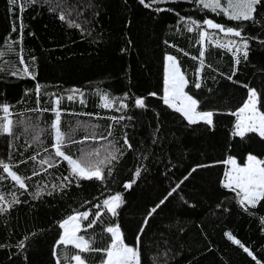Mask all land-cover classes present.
Instances as JSON below:
<instances>
[{
    "label": "trees",
    "instance_id": "trees-1",
    "mask_svg": "<svg viewBox=\"0 0 264 264\" xmlns=\"http://www.w3.org/2000/svg\"><path fill=\"white\" fill-rule=\"evenodd\" d=\"M145 3L150 7L140 0H17L16 5L0 0V48L5 52L0 105L10 106L13 121L11 134L0 133V209H5L0 212V264L68 262L67 254L79 253L57 246L60 223L76 212L94 214V205L102 209L103 199L114 193L124 200L118 215L105 214L79 233L94 248L106 249L111 235L105 228L118 225L127 245L137 246L140 235L142 264H264V200L256 207L241 206L236 192L222 185L228 156L239 163L249 154L264 159V138L258 133L232 135V113L246 101L248 88L257 90V107L264 112V4L257 6L254 20L234 21L197 0ZM221 6L227 7L228 0ZM205 19L241 26L249 43L247 59L242 52L234 55L235 48L218 47L217 41L240 38L209 29ZM200 30L214 35L201 43ZM162 52L176 58L185 92L198 100L197 111L214 113L213 125L189 124L162 101ZM21 55L35 79L24 73ZM73 89L78 90L74 95ZM137 98L144 99V107L136 106ZM57 120L66 155L84 164L106 161L102 181L79 179L69 162L55 155L52 125ZM113 152L117 159L108 163ZM4 164L25 188L4 171ZM177 184V191L149 216ZM83 255L97 264L106 257L103 251Z\"/></svg>",
    "mask_w": 264,
    "mask_h": 264
},
{
    "label": "snow or ice",
    "instance_id": "snow-or-ice-1",
    "mask_svg": "<svg viewBox=\"0 0 264 264\" xmlns=\"http://www.w3.org/2000/svg\"><path fill=\"white\" fill-rule=\"evenodd\" d=\"M10 5H16L17 0H8ZM32 4H36L39 0H31ZM153 3L161 2V0H152ZM199 4L203 6L205 9H211L212 11H216L220 9L223 11L224 15L229 19L234 21H251L254 20V14L257 12V6L264 4V0H228V6L222 7L221 0H197ZM141 4H144L145 7H150L149 4L145 3V0H140ZM161 9H157L160 11ZM10 11H14V8H10ZM21 12L24 11L23 8L20 9ZM60 19H65V16L62 14ZM183 20L184 18L181 17ZM191 24L199 28L197 21L192 20ZM203 24L206 25L209 29H218L220 32L224 33L225 36H232L240 38L238 42L236 39L229 40L226 44L219 43L217 46L221 48H228L229 51H232L235 48L234 55L236 53H243L245 59L248 57V48L249 43L248 39L244 37L243 30L241 26L231 27V26H223L221 24L213 22L211 19H205ZM79 27V25H75ZM13 31H16L15 26H13ZM188 31H193V27H188ZM211 35L205 30L199 31V36L201 38V43H203L204 39L208 37L211 40ZM23 38V24L21 23V36L20 39L22 41ZM7 50L12 51L11 44L7 45ZM5 54L4 49L0 48V57ZM201 57L204 56L203 50L200 53ZM33 59H35L33 57ZM195 59V57H194ZM166 60L168 61L165 69V90L163 101L169 107H174L175 111L180 112L188 121L189 124H196L198 122H204L208 125H213V115L212 111H197L198 108V100L195 99L192 95H189L184 91L186 80L183 73L180 71L177 60L173 56H167ZM239 58H237L236 63L239 64ZM20 63L24 64L25 67L23 69L24 73L31 76L33 79L35 77L29 71V68L25 62L23 55L20 56ZM201 67H203V60H201ZM199 69L197 70V74H199ZM17 73H13L16 75ZM235 75V72L233 73ZM231 79V77H229ZM39 84H37V90H39ZM196 88H200L201 85L199 82L195 83ZM78 90L73 89V95ZM73 95H69L68 99H73ZM154 95V93H153ZM102 100L105 101L104 106L108 107L107 103L108 97L106 95L101 97ZM257 90L254 88H248V97L242 107H240L236 112L232 113L237 117L234 125V131L232 135L243 138L246 133H258L261 138H264V112H261L257 108V104L259 101ZM59 103V100H57ZM135 104L137 107H144V99L137 98L135 100ZM179 105V106H177ZM122 107H127L126 104L121 103ZM0 110L4 113L3 118H0V133L3 134H11L13 128V121L10 119L11 112L10 106L7 104L0 105ZM123 119V117H120ZM55 134V155L57 157H63L68 160L73 174L79 179L91 180L95 179L98 181H102L104 177L103 165L106 163L105 160H99L95 164H84L75 159H71L69 156H66L65 153L61 150V144L63 142V135L59 129V121L55 122L52 125ZM128 141L125 139V144ZM131 147V145H129ZM35 157H33L34 159ZM117 159L115 153H109V157L107 158V162L110 163L112 160ZM43 163V161H42ZM227 163L231 164L232 169L227 172L226 175V183H224V187L233 190L236 192V195L240 198L239 202L241 206L250 205L252 207H256L258 202L264 200V159H258L256 155L249 154L247 156V163L243 166L237 164L236 160L229 157ZM51 167V165H49ZM4 171L8 173L11 178L16 181L21 188H25V184L22 182L21 178L10 170L9 165L4 164ZM192 171H195L193 169ZM36 174V173H34ZM108 175H111V170L109 169ZM136 176L140 175L139 169L135 173ZM64 179H69L65 177ZM187 179V177H185ZM135 183V180L130 182H126L124 184L125 189H130L132 184ZM182 183V181H181ZM79 186V184H77ZM180 187V184H177L176 188H173L168 195L160 201L155 207L151 209L149 212V216L157 211V209L165 203L169 196L177 191ZM39 195V193H37ZM0 199H3L0 196ZM18 202V201H15ZM124 203L122 194L116 193L115 195H111L102 201V209L100 204L94 205L97 211L93 214L89 210H85L83 212H76L75 214L69 216L66 220L60 223V227L63 229V234L59 237L57 241V246L63 245L66 248L68 246H72L78 250L79 254L69 253L66 256L69 264L71 261H75V264H91V261L85 257L83 254L91 251H103L106 253V259L102 261V264H142L139 242L140 235L137 236V246H129L125 243V239L121 234L120 227L117 226H107L105 231L111 235V243L106 249H97L93 247V242L88 239L85 235H80L79 233L82 230H86L88 228L94 227L99 223L101 218L105 214H110L112 217H116L118 215V209ZM11 207V204H9ZM106 210V212L104 211ZM247 210V209H246ZM5 211V209H0V212ZM93 219H89L90 216H93ZM82 221H88L87 225H83ZM264 223V219L261 221ZM148 223V220L145 219V224ZM141 233H143L144 229L141 228ZM228 235L229 239H233L231 234ZM233 242L236 244H240L239 240H234ZM23 247V241L20 244ZM241 247H244L240 244ZM244 251L247 252L250 256L252 253L248 250V248L244 247ZM57 264H61L58 260Z\"/></svg>",
    "mask_w": 264,
    "mask_h": 264
},
{
    "label": "rangeland",
    "instance_id": "rangeland-1",
    "mask_svg": "<svg viewBox=\"0 0 264 264\" xmlns=\"http://www.w3.org/2000/svg\"><path fill=\"white\" fill-rule=\"evenodd\" d=\"M167 56H170V55H167V54H165L164 52H162V55H161V57H162V60H161V64H160V74H161V77H162V80H161V83H160V87H159V89H160V91H161V96H164V90H165V69H166V65H167V63H168V61L166 60V57ZM148 94H150V95H152L153 94V91H150ZM153 96V95H152ZM247 100V99H246ZM245 103V102H244ZM177 106H179V105H177ZM243 106V105H242ZM241 106V107H242ZM172 108H174V107H172ZM258 108V107H257ZM259 110V109H258ZM260 111V110H259ZM236 119H237V117H236ZM236 119H235V121H236ZM234 125H235V123H234ZM233 131H234V129H233ZM55 135V134H54ZM66 155V154H65ZM66 156H68V155H66ZM248 156V155H247ZM247 156H246V159H245V161L243 162V163H239L233 156H228L227 157V159H226V161H225V165H224V172H223V176H222V185L224 186V183H226V173L227 172H229L231 169H232V165L231 164H229V163H227V161L229 160V157H231V158H233V159H235L236 160V162H237V164L238 165H240V166H243L245 163H247ZM71 158V157H70ZM258 159H261V158H259V157H257ZM72 159V158H71ZM68 161V160H67ZM116 193H114V194H112V195H115ZM109 196H111V195H109ZM108 196V197H109ZM240 199V198H239ZM66 220V219H65ZM111 226H117V225H111ZM62 231H63V229H62ZM111 243V242H110ZM129 246H131V245H129ZM105 259H106V257H105ZM104 259V260H105ZM103 260V261H104ZM63 264H69V262H66V263H63ZM71 264H75V261H71ZM91 264H97V263H91ZM100 264H102V263H100Z\"/></svg>",
    "mask_w": 264,
    "mask_h": 264
},
{
    "label": "bare ground",
    "instance_id": "bare-ground-1",
    "mask_svg": "<svg viewBox=\"0 0 264 264\" xmlns=\"http://www.w3.org/2000/svg\"><path fill=\"white\" fill-rule=\"evenodd\" d=\"M246 246V245H245ZM250 250V249H249Z\"/></svg>",
    "mask_w": 264,
    "mask_h": 264
}]
</instances>
